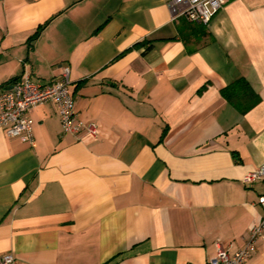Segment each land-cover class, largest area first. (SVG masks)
Returning a JSON list of instances; mask_svg holds the SVG:
<instances>
[{
    "label": "crops",
    "instance_id": "crops-1",
    "mask_svg": "<svg viewBox=\"0 0 264 264\" xmlns=\"http://www.w3.org/2000/svg\"><path fill=\"white\" fill-rule=\"evenodd\" d=\"M167 3L0 0V89L67 67L76 119L98 130L63 133L48 102L33 147L0 130V255L208 264L243 247L262 215L263 183L243 178L264 165V0H229L203 34ZM240 80L246 113L221 94ZM245 264H264V234Z\"/></svg>",
    "mask_w": 264,
    "mask_h": 264
},
{
    "label": "built area",
    "instance_id": "built-area-1",
    "mask_svg": "<svg viewBox=\"0 0 264 264\" xmlns=\"http://www.w3.org/2000/svg\"><path fill=\"white\" fill-rule=\"evenodd\" d=\"M228 2L229 0H168L167 7L171 21L183 19L189 24L206 26ZM70 84L69 68L62 67L58 79L41 83L33 81L25 73L9 89H0V130L6 137L18 139L33 147V121L30 113L36 106L48 102L56 108L63 133L96 137L98 130L95 124H83L76 119ZM257 181L262 182L264 187V165L243 178L246 186ZM257 204L262 209V215L248 231L243 247L229 253L218 243L216 253L208 264H245L264 234V191L258 197ZM0 264L17 263L11 254H5L0 255Z\"/></svg>",
    "mask_w": 264,
    "mask_h": 264
},
{
    "label": "trees",
    "instance_id": "trees-1",
    "mask_svg": "<svg viewBox=\"0 0 264 264\" xmlns=\"http://www.w3.org/2000/svg\"><path fill=\"white\" fill-rule=\"evenodd\" d=\"M190 31V27H188ZM198 31L203 34L205 29L204 26H201ZM39 31L36 33V35ZM223 97L231 103L238 111L241 113H246L248 110L252 109L258 103V97L254 94V92L250 89L248 84L240 80L227 88L221 91ZM247 100H252L247 103Z\"/></svg>",
    "mask_w": 264,
    "mask_h": 264
}]
</instances>
